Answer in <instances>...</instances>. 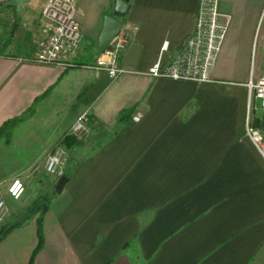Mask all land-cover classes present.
<instances>
[{
  "label": "crops",
  "instance_id": "0c3cea01",
  "mask_svg": "<svg viewBox=\"0 0 264 264\" xmlns=\"http://www.w3.org/2000/svg\"><path fill=\"white\" fill-rule=\"evenodd\" d=\"M35 1L20 16L5 8L16 33L0 41V127L22 121L0 139V186L6 194L19 175L26 183L19 199L6 197L10 214L0 228L37 197L50 199L0 240V264L30 263L39 219L43 242L32 264H264V158L245 125L249 83L264 65L241 75L264 0H220L230 22L212 80L200 84L148 71L159 57L169 63L193 36L201 0H131L120 19L138 29L116 79L94 69L115 0H76L81 40L67 60L76 66L20 60L37 50L48 0L38 9ZM84 110L91 134L64 141L72 174L57 193L59 178L42 175L44 158ZM256 112L253 124L264 130ZM31 180L39 191L28 199Z\"/></svg>",
  "mask_w": 264,
  "mask_h": 264
},
{
  "label": "built area",
  "instance_id": "2783aa9c",
  "mask_svg": "<svg viewBox=\"0 0 264 264\" xmlns=\"http://www.w3.org/2000/svg\"><path fill=\"white\" fill-rule=\"evenodd\" d=\"M220 0H201L196 29L193 36L183 48L163 64L162 57L149 68V74L154 77H165L172 80L207 83L212 80V72L229 26L230 18L219 10ZM76 0H48L41 14V29L37 39V50L31 58H21V61H33L39 64H61L75 66L68 62V57L74 56L81 40V29L76 17ZM137 26H124L110 45L97 58L94 69L105 71L109 78L116 79L124 68L120 55L130 43L137 31ZM168 44L162 47L167 50ZM250 99L260 101L261 118L264 121V70L257 81L249 83ZM141 114L132 119L138 122ZM246 135L264 158V130L254 126L251 113L246 117ZM91 133V117L88 110L80 112L70 126L69 135L77 141H83ZM63 140V137L62 139ZM61 142V141H60ZM46 156L45 171L60 178L65 175L67 152L61 143ZM25 191V183L20 177H15L6 194L0 186V224L8 216L9 207L6 197L19 199Z\"/></svg>",
  "mask_w": 264,
  "mask_h": 264
},
{
  "label": "rangeland",
  "instance_id": "374dc122",
  "mask_svg": "<svg viewBox=\"0 0 264 264\" xmlns=\"http://www.w3.org/2000/svg\"><path fill=\"white\" fill-rule=\"evenodd\" d=\"M43 0H38V1H35L34 3V7L35 9H38L39 6L41 5V2ZM12 11H10V13L8 12L7 9H2L0 10V41H7L10 39V37H12L15 33H16V30L14 29V25L16 22H13V20H10L9 18H11L13 16V14L11 13ZM23 20V18H21ZM20 19V20H21ZM18 21V24L19 26L22 25V20L21 21ZM37 21H40L41 22V19L38 18ZM39 26H40V23H39ZM21 28H24L23 26ZM19 28L18 31L22 32L23 29ZM250 65H245V67H243L241 69V75H245V73H247L249 71V74L251 75H254L255 72H257V70L264 65V14H263V17L262 19L260 20L259 22V28L257 30V33H256V38H255V44H254V47L252 49V54H251V59H250V62H249ZM246 99V106H247V110L249 113H251L253 115V110H257V112L255 113V116H260L261 115V111H260V101L259 100H255L252 98V100L250 99V96L248 98V95L245 97ZM72 125V124H71ZM69 132H70V127L68 128V130L64 133L63 135V140L59 139L57 141V143H55V145L49 149L45 155V158H44V165L43 167H45V160H46V156L55 148V146L60 142L64 149L66 150L67 152V163L65 164V174L66 172H68L70 170V168L72 167V165L70 164V154H69V151L68 149L64 146V141L68 138H72L74 140V138L69 135ZM91 134V133H90ZM5 137V136H4ZM2 137V138H4ZM89 137V136H88ZM0 138V139H2ZM88 139V138H87ZM86 140V139H85ZM83 140V141H85ZM74 141H77V140H74ZM79 142V141H77ZM82 142V141H80ZM45 170V168H44ZM46 172V171H45ZM44 176V178L46 179H50L51 177H55L57 178L56 176H52L50 174H48L47 172L46 173H43L42 174ZM17 177H20L21 179H23L24 183H26L23 175H19ZM28 177V175L26 176ZM58 182V181H57ZM38 184L36 181H33L31 180L29 182V185H28V191L26 193V197L28 199H32L33 196L35 194L38 193ZM24 193V192H23ZM55 190L52 191L51 193V197L55 194ZM48 199H50V196L48 195ZM7 200V199H6ZM13 205L17 204L16 202H11ZM8 205V203H7ZM9 207V205H8ZM10 214V208H9V213H8V216ZM7 216V218H8ZM6 218V219H7ZM5 219V221H6ZM4 221V222H5ZM3 222V223H4ZM2 223V224H3Z\"/></svg>",
  "mask_w": 264,
  "mask_h": 264
},
{
  "label": "water",
  "instance_id": "95a60500",
  "mask_svg": "<svg viewBox=\"0 0 264 264\" xmlns=\"http://www.w3.org/2000/svg\"><path fill=\"white\" fill-rule=\"evenodd\" d=\"M31 1L32 0H8L0 5V10L12 7L16 10L17 15L20 16L24 6L29 4ZM130 1L131 0H115L114 16H106L104 18L103 29L98 39L100 49H106L124 27V24L120 18L127 15L130 8ZM68 180L69 178L66 175L59 178L55 187L57 193H60L63 190ZM46 209L47 205H44L42 212H44ZM29 217V212L27 210L23 211L6 226L3 233L1 234V237H4L16 226L26 222Z\"/></svg>",
  "mask_w": 264,
  "mask_h": 264
},
{
  "label": "trees",
  "instance_id": "16d2710c",
  "mask_svg": "<svg viewBox=\"0 0 264 264\" xmlns=\"http://www.w3.org/2000/svg\"><path fill=\"white\" fill-rule=\"evenodd\" d=\"M76 66V64H75ZM124 118V117H123ZM122 119V118H121ZM22 121V118L18 117V118H13L10 119L8 121H6L1 127H0V138L6 136H10L12 130L16 127L17 124H19ZM72 174V170H69L68 172H66V176L68 178L71 177ZM48 202V196H40L37 197L33 203L31 205H29L28 207H26V210L29 212L30 215H35L37 213H39L42 208L44 207V205H47ZM10 222L5 223L1 228H0V240L3 239V237H1V234L3 233L4 229L6 228V226L9 224ZM38 239H39V243L38 246L36 248V250L34 251L30 263H33V260L37 254V252L39 251V249L42 246V242H43V232H42V221L39 219L38 222Z\"/></svg>",
  "mask_w": 264,
  "mask_h": 264
}]
</instances>
